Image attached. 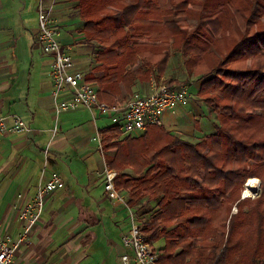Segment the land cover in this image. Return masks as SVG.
Listing matches in <instances>:
<instances>
[{
	"label": "trees",
	"instance_id": "obj_1",
	"mask_svg": "<svg viewBox=\"0 0 264 264\" xmlns=\"http://www.w3.org/2000/svg\"><path fill=\"white\" fill-rule=\"evenodd\" d=\"M76 7L84 41L94 44L85 78L101 101L162 76L177 50L216 120L195 141L161 124L120 139L116 125L101 132L115 187L139 220L140 208L153 209L140 221L158 264H264V0H77ZM251 177L260 180L258 194L242 197Z\"/></svg>",
	"mask_w": 264,
	"mask_h": 264
},
{
	"label": "crops",
	"instance_id": "obj_2",
	"mask_svg": "<svg viewBox=\"0 0 264 264\" xmlns=\"http://www.w3.org/2000/svg\"><path fill=\"white\" fill-rule=\"evenodd\" d=\"M51 1L43 0L47 6ZM38 2L0 0V114H17L27 126L24 132L0 135V233L11 242L21 238L20 209L33 199L37 186L57 172L61 183L21 239L11 264H118L120 254H131L120 240L130 222L126 208L104 190V152L92 139L116 124L111 116L86 108L54 113V103L67 96L53 94L52 55L42 51L38 40ZM76 5L77 0H54L50 14L62 49L73 58L72 69L85 77L95 64L94 44L84 41ZM198 87L187 106L159 114V124L167 131L190 141L209 130L210 113ZM120 91L113 102L131 94L122 86Z\"/></svg>",
	"mask_w": 264,
	"mask_h": 264
},
{
	"label": "built area",
	"instance_id": "obj_3",
	"mask_svg": "<svg viewBox=\"0 0 264 264\" xmlns=\"http://www.w3.org/2000/svg\"><path fill=\"white\" fill-rule=\"evenodd\" d=\"M43 0L37 5L38 40L42 51L52 55L51 76L53 80V94L67 97L54 103L56 115L63 111L86 108L89 111H97L102 115L111 116L120 130L121 136L138 135L144 132L148 125L159 124V114L164 110H173L177 107L189 104L188 84L179 87H170L166 83L150 81V90L147 93L134 92L123 102L106 103L98 97L97 85L85 79L84 74L73 68V58L62 49L58 39V31L51 17L50 6ZM7 120L10 124H7ZM27 130L25 122L17 114L4 116L0 114V135L6 131L20 133ZM56 129L54 128L53 131ZM99 147H102L101 136L97 132L93 137ZM116 172L103 169L104 190L111 200L123 205L128 213L129 228L121 234V244L127 251L120 254L118 264H158V252L154 245L145 240L143 224L139 221L134 209L127 203L124 194L115 187L114 178ZM61 183V177L57 172H52L49 178L37 186V190L31 201L27 202L19 211V219L24 222V230L21 238L11 242L8 235L0 233V264H11L14 253L20 241L25 237L29 228L36 223L44 209L46 199ZM246 187V183L244 188ZM258 187L251 193L242 197H255Z\"/></svg>",
	"mask_w": 264,
	"mask_h": 264
},
{
	"label": "rangeland",
	"instance_id": "obj_4",
	"mask_svg": "<svg viewBox=\"0 0 264 264\" xmlns=\"http://www.w3.org/2000/svg\"><path fill=\"white\" fill-rule=\"evenodd\" d=\"M173 52H174V54H172V56H171V60H170V63H169V67L167 69V73L165 72V75L163 74L160 77L157 76V75H155V73L152 74L149 77L148 82L142 83L136 89V91H134V92H140V93H147V92H149V90H150V81L151 80H154L156 82H162V83H166L167 84V81L166 80L174 79L176 82H181V81H184L185 80V82H186L185 84H187L189 81H192V83L188 85L189 93H192V97H194L196 95V89H197L198 83L200 82L199 81L200 79L196 78L197 76H194V75H190L189 76L187 74V71L185 70V68L183 66V60H182L181 55L179 54V51L174 50ZM181 84H183V83H181ZM174 87H175V84H174ZM131 94H130V96H131ZM205 110H208L207 107H206ZM215 122H216L215 117H213V115L210 114V119H208V121L206 123L207 129H209V130H207L208 133L213 132V125H214ZM208 126H209V128H208ZM203 134H204V132H202L200 135H203ZM255 178H257V177L248 178L247 181L249 179H255ZM257 187H258V180H257ZM245 194H247V193H245ZM248 194H250V193H248ZM152 210L153 209L148 204L145 207L140 208L139 209V211H140V213H139L140 214V220L146 219L148 217L147 215H149L152 212ZM235 210L236 209L234 208V211Z\"/></svg>",
	"mask_w": 264,
	"mask_h": 264
},
{
	"label": "bare ground",
	"instance_id": "obj_5",
	"mask_svg": "<svg viewBox=\"0 0 264 264\" xmlns=\"http://www.w3.org/2000/svg\"><path fill=\"white\" fill-rule=\"evenodd\" d=\"M257 187V180L256 179H249L247 182H246V187L244 188L245 189V195H251V193H253V191L256 189ZM250 193V194H248Z\"/></svg>",
	"mask_w": 264,
	"mask_h": 264
},
{
	"label": "water",
	"instance_id": "obj_6",
	"mask_svg": "<svg viewBox=\"0 0 264 264\" xmlns=\"http://www.w3.org/2000/svg\"><path fill=\"white\" fill-rule=\"evenodd\" d=\"M255 179H257V178H255ZM258 180V183H259V185H260V180L259 179H257Z\"/></svg>",
	"mask_w": 264,
	"mask_h": 264
}]
</instances>
